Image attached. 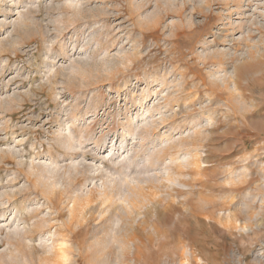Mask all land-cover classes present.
I'll return each instance as SVG.
<instances>
[{
	"label": "rangeland",
	"instance_id": "374dc122",
	"mask_svg": "<svg viewBox=\"0 0 264 264\" xmlns=\"http://www.w3.org/2000/svg\"><path fill=\"white\" fill-rule=\"evenodd\" d=\"M0 264H264V0H0Z\"/></svg>",
	"mask_w": 264,
	"mask_h": 264
}]
</instances>
